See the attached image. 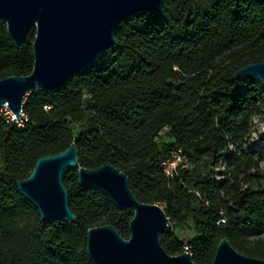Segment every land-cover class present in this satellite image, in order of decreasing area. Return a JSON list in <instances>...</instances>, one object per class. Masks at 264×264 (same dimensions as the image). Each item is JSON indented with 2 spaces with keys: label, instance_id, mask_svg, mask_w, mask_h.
I'll return each instance as SVG.
<instances>
[{
  "label": "trees",
  "instance_id": "trees-1",
  "mask_svg": "<svg viewBox=\"0 0 264 264\" xmlns=\"http://www.w3.org/2000/svg\"><path fill=\"white\" fill-rule=\"evenodd\" d=\"M115 39L61 89L31 92L22 127L0 114V264H91V228L112 225L130 238L134 214L80 187L75 168L63 176L75 223L43 222L18 190L39 158L73 143L82 167L110 163L128 176L139 201L163 205L177 225L192 220L199 237L186 246L169 229L161 235L169 255L189 248L194 263L212 264L228 239L238 252L264 259V160L245 150L254 117L264 116V87L235 77L264 62V4L216 0L203 10L194 0H165L161 14L127 19ZM34 40L32 31L16 47L0 22V80L31 74ZM75 124L82 125L77 135ZM165 129L177 148L158 142ZM174 155L183 159L167 176L164 163ZM209 157L224 164L220 183L184 168Z\"/></svg>",
  "mask_w": 264,
  "mask_h": 264
},
{
  "label": "water",
  "instance_id": "water-1",
  "mask_svg": "<svg viewBox=\"0 0 264 264\" xmlns=\"http://www.w3.org/2000/svg\"><path fill=\"white\" fill-rule=\"evenodd\" d=\"M263 5L264 0H251ZM165 0H0V22L16 47L32 31L34 67L27 76L0 80V109L23 118V104L34 90L57 91L88 69L116 45L115 32L127 19L141 14H161ZM237 79L252 77L264 87V62L240 69ZM77 169L78 185L92 188L114 207L131 211L130 238L112 225L91 228L87 254L91 264H196L190 253L171 256L161 244L169 219L158 204L139 201L128 176L107 163L97 169L82 167L75 143L59 155L41 157L31 176L17 183L20 193L37 209L43 222H72L78 217L69 206L64 173ZM212 264H264V259L238 252L228 239L220 242Z\"/></svg>",
  "mask_w": 264,
  "mask_h": 264
},
{
  "label": "rangeland",
  "instance_id": "rangeland-1",
  "mask_svg": "<svg viewBox=\"0 0 264 264\" xmlns=\"http://www.w3.org/2000/svg\"><path fill=\"white\" fill-rule=\"evenodd\" d=\"M216 0H194V3L201 7L203 10H208L212 7L213 3ZM35 33V31H33ZM36 34V33H35ZM88 96L86 97V100H88ZM0 114H10L7 110L0 111ZM82 129L81 124H75L74 130L75 134H78V130ZM158 142L161 145H168L173 146L176 144L175 140L170 135L169 129H165L160 137ZM175 148H177V145H175ZM246 151H255L259 154V156L264 160V116L261 117H254L253 119V129H252V135L249 140L248 145L245 147ZM181 160L176 156L175 161L181 162ZM187 170H189L192 173L193 178L199 179V178H210V180L214 182L220 183L223 181L224 176L226 174V171L224 170V164L222 161L219 162L218 165H216L214 159L212 157L206 158L204 161H202L199 164H192L190 162L184 163ZM264 163L261 164V169H263ZM255 188H257L255 186ZM164 209L163 205L158 204ZM133 213V212H132ZM175 237L179 240V242L183 243L185 246L189 244L190 241H193L199 237V235L196 232V228L192 220H189L187 223L183 225H177L174 222L169 221V228H168ZM256 241L255 237L249 238V242L251 245H253V242ZM186 248V247H185Z\"/></svg>",
  "mask_w": 264,
  "mask_h": 264
},
{
  "label": "built area",
  "instance_id": "built-area-1",
  "mask_svg": "<svg viewBox=\"0 0 264 264\" xmlns=\"http://www.w3.org/2000/svg\"><path fill=\"white\" fill-rule=\"evenodd\" d=\"M4 109L7 110L8 113H10V114H2V115H4V116H10V117H11V118H10L11 122H14L15 124H17L18 127H22V126L24 125V123L27 122V119H26L25 116H23V118L20 119V120L16 119V118L12 115V113L10 112V110H9V108H8L7 105L2 106V108L0 109V111H2V110H4ZM175 157H176V156L174 155L173 158H172L171 160H169V161H167V162L164 163V166H165V174H166L167 176H172V174H173V172L175 171L177 165L180 163V162H176V161L174 160ZM185 250H186V252L189 253V248H186Z\"/></svg>",
  "mask_w": 264,
  "mask_h": 264
}]
</instances>
